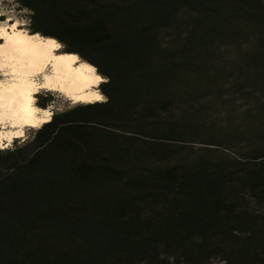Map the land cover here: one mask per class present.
<instances>
[{"label": "trees", "instance_id": "16d2710c", "mask_svg": "<svg viewBox=\"0 0 264 264\" xmlns=\"http://www.w3.org/2000/svg\"><path fill=\"white\" fill-rule=\"evenodd\" d=\"M16 1L105 100L0 148V264H264V0Z\"/></svg>", "mask_w": 264, "mask_h": 264}, {"label": "bare ground", "instance_id": "6f19581e", "mask_svg": "<svg viewBox=\"0 0 264 264\" xmlns=\"http://www.w3.org/2000/svg\"><path fill=\"white\" fill-rule=\"evenodd\" d=\"M3 26L5 32L0 34V148L5 147L4 141L21 137L26 126L40 127L50 120L51 109L34 103L41 89L59 92L72 103L102 100L97 99L102 96L96 89L102 80L93 83L97 76L94 65L80 60L74 52L62 50L61 46L53 48L48 43L50 40L59 44L53 37L29 32L21 26L15 30L6 24ZM72 56L76 59H70Z\"/></svg>", "mask_w": 264, "mask_h": 264}, {"label": "rangeland", "instance_id": "374dc122", "mask_svg": "<svg viewBox=\"0 0 264 264\" xmlns=\"http://www.w3.org/2000/svg\"><path fill=\"white\" fill-rule=\"evenodd\" d=\"M0 12H2L4 15L0 16V22H3L6 20V18H11V21H24L23 24L19 25L22 28L26 29L29 32H32L30 28V22H29V11L21 6L16 0H0ZM39 33V32H37ZM40 34V33H39ZM45 36V35H44ZM56 40V39H55ZM59 42V41H58ZM59 45L61 46V49L64 50L63 45L59 42ZM79 56V55H78ZM80 60H84L81 57H79ZM85 61V60H84ZM94 70L97 73V75L101 76L103 79L102 81H105L106 78L99 74L97 69L94 66ZM100 84L97 85L96 89L101 93V101L105 100V95L100 90ZM46 104L44 107H47L48 109H51V115L56 112H61L66 109H70L78 104H85L82 102L79 103H72L69 99H67L63 94L55 91H50L46 89H41L36 95L34 99V103L36 105H39L38 102L41 100H46ZM241 100H237L235 103H232L233 108L237 107L240 108ZM39 107H42L39 105ZM232 108V109H233ZM236 113V111H234ZM50 115V118H51ZM38 127H31L26 126L24 128V136L13 138L11 141H4V148H12L15 145H20L25 143L27 140H29L34 130ZM118 133H121L118 131ZM193 145L197 151H206L211 154L217 155V156H224V157H235L237 155L236 152L229 149L226 145L221 144H202V143H189ZM244 199L241 200V207L246 208L247 211L253 214H261L264 215V202L262 201H256L249 197L247 194L243 195ZM213 243H218V240L212 241ZM219 243H221L224 247H228L229 243L219 240ZM159 257L166 258L169 260H173L178 257L179 261H182L180 264H199V263H192L189 261H186L182 255H180L178 250H160L159 251ZM210 264H224L223 257L220 255L214 256L210 259Z\"/></svg>", "mask_w": 264, "mask_h": 264}, {"label": "snow or ice", "instance_id": "6c2138e0", "mask_svg": "<svg viewBox=\"0 0 264 264\" xmlns=\"http://www.w3.org/2000/svg\"><path fill=\"white\" fill-rule=\"evenodd\" d=\"M4 14L2 12H0V16H3ZM24 21H15V22H11V18H8L7 20L0 22V34L5 32V27L3 26L4 24L7 25L8 28H11L13 30L17 29V27L21 24H23ZM50 45H52L53 48H59L60 45L55 43V41H49L48 42ZM56 59H61V57H57ZM70 59L75 60L76 57L72 56L70 57ZM42 70V68L40 69ZM89 71H94L93 69L89 68ZM45 79H47V77H45ZM102 80V77L100 76H95V79L93 80V83H97L100 82ZM41 87H47V85H42ZM97 99H101V97L97 96ZM16 135V134H14Z\"/></svg>", "mask_w": 264, "mask_h": 264}, {"label": "clouds", "instance_id": "9594fccd", "mask_svg": "<svg viewBox=\"0 0 264 264\" xmlns=\"http://www.w3.org/2000/svg\"><path fill=\"white\" fill-rule=\"evenodd\" d=\"M15 133H12L11 135H14Z\"/></svg>", "mask_w": 264, "mask_h": 264}]
</instances>
